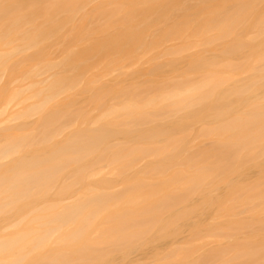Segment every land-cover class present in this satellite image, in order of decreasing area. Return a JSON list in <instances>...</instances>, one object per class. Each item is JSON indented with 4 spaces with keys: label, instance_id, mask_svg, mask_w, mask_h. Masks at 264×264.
I'll list each match as a JSON object with an SVG mask.
<instances>
[{
    "label": "bare ground",
    "instance_id": "obj_1",
    "mask_svg": "<svg viewBox=\"0 0 264 264\" xmlns=\"http://www.w3.org/2000/svg\"><path fill=\"white\" fill-rule=\"evenodd\" d=\"M134 251L264 264V0H0V264Z\"/></svg>",
    "mask_w": 264,
    "mask_h": 264
},
{
    "label": "rangeland",
    "instance_id": "obj_2",
    "mask_svg": "<svg viewBox=\"0 0 264 264\" xmlns=\"http://www.w3.org/2000/svg\"><path fill=\"white\" fill-rule=\"evenodd\" d=\"M10 105H11V104H10ZM10 105H9V108L11 107ZM14 106H15V105H14ZM16 106H17V105H16ZM16 106H15V107H16ZM12 107H13V106H12ZM12 107H11V108H12ZM182 235H184V234H182ZM182 235H181V236L179 235L180 237H178V238H181ZM178 241H180V240H176L175 243H177ZM162 243H163V242H162ZM162 243H161V246L164 245V244L166 243V241H165V243H163V244H162ZM128 261H129L128 264L131 263V262H132V264H133V263H134V264H136V263H137V264H138V263L141 264V263H143V262H145V261H147V260L143 259V257L141 256V253H140V252H138V251H134V252H132V253L129 255ZM148 261H149V260H148ZM126 262H127V261H126ZM126 262H125V263H126ZM158 264H160V263H158Z\"/></svg>",
    "mask_w": 264,
    "mask_h": 264
}]
</instances>
